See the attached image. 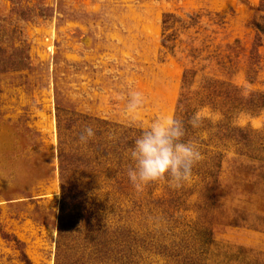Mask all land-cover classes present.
I'll use <instances>...</instances> for the list:
<instances>
[{"label":"rangeland","instance_id":"1","mask_svg":"<svg viewBox=\"0 0 264 264\" xmlns=\"http://www.w3.org/2000/svg\"><path fill=\"white\" fill-rule=\"evenodd\" d=\"M260 5L0 0V264H113L111 241L122 246L117 264H264ZM190 71L191 115L201 121L190 140L203 159L189 180L179 188L159 183L150 196L144 188L141 207L120 204L97 169L76 171L80 182L62 216L58 122L68 128L67 146L89 121L140 135L161 114L180 119ZM129 91L146 98L139 115L117 99ZM250 97L254 107L245 105ZM235 129L250 140L226 137ZM175 196L179 205L168 201ZM85 206L97 217L76 226Z\"/></svg>","mask_w":264,"mask_h":264},{"label":"trees","instance_id":"2","mask_svg":"<svg viewBox=\"0 0 264 264\" xmlns=\"http://www.w3.org/2000/svg\"><path fill=\"white\" fill-rule=\"evenodd\" d=\"M257 12L260 14L261 13L264 14V0H261V5L258 8ZM172 19H173L172 15L165 16L163 24L166 29L169 27ZM256 25H257L256 28L258 32L257 41L260 42L259 34L264 35V17L263 16L260 17V22H258ZM163 46L165 48L168 47L166 45V41L163 43ZM192 78H193V74L191 71L185 73L184 87H183L184 93L182 94V100L180 101L179 107H178V116L180 119L184 121V124H185V129H186L185 140L186 141L190 140V138L193 136V134L191 133L193 127L188 123L189 119L192 117L191 115L192 114V104H193V101H195V99L193 98L194 94L190 91V88L192 87ZM257 99L262 100L264 102V96H259ZM252 101H255L253 97L246 99L245 100L246 107L247 106L254 107V104ZM263 108H264V103L262 105L257 106V109H263ZM84 122H87V121H84ZM87 126H91L95 130L94 138H92L91 140H89L88 143L85 144L79 141L78 139L79 136H78L74 140V142L77 143V145L74 147L73 145L67 146L66 141H67L68 128L64 127L60 121L58 122L59 142H60V147H61L60 180H61L62 190L65 195L64 202L62 205V216H65L67 203L70 201V198H72L71 196L73 194V185H75L74 187H76L78 186V182H80V181H78L77 183L74 182L75 180L74 176L76 175V171L81 172L84 169L90 170L89 173L91 174H96L95 169H97V174L99 175L104 174V179L107 181L109 188L112 187L111 189H113L114 192L121 194V196L117 200L121 202L120 204H123V205L137 204L142 207V204L145 202L144 201L145 199L141 198L143 191L142 192L136 191L133 188L132 184L130 183L127 177V174H126L127 168L130 164V160L127 156V150L134 144L135 139L139 136V134H137L138 132L125 129L119 126H115L108 122H100V121H89L87 122ZM230 131L227 132L228 135L226 137L233 138L236 136L235 135L236 133H239L241 134V142L245 143L248 140H250L247 134H245L241 130L235 129V130H230ZM192 172H194L193 169H192ZM163 182H167V180L151 183L147 185L146 187H144V188H147V191H146L148 192L147 196L151 195L150 190L155 188L157 184L163 183ZM204 185H206L207 188L209 187L207 183H205ZM115 187L117 188V190H115ZM204 190L206 189L203 188L201 192H203ZM135 191L137 193H135ZM208 193L205 196V198L207 199L210 197V194ZM200 198H202V196H200ZM180 200H181L180 197L175 196V197H171L168 201H170V203L179 205ZM157 201L161 203L165 202L162 197L160 199H157ZM93 211L94 209L92 208V206L91 207L85 206L84 209L81 210L78 213V215L73 219L74 224L78 226L77 221L83 218L85 219L88 217L92 219V216L97 217L96 215L92 214ZM93 223H95L94 220H93ZM66 226L67 225L65 224L62 225L60 229L61 233L65 232ZM111 229L115 230L116 234H119L120 231L124 230L123 227L122 228L116 227L115 229L114 227H112ZM208 243H210V241ZM111 244H112V248L109 250L111 253L114 254L111 258L112 263L117 264L119 261L118 256L120 255V252L118 253V250H120L119 248H121L122 246L121 244H118V242H113V241H111L110 245ZM57 264H59V260Z\"/></svg>","mask_w":264,"mask_h":264},{"label":"clouds","instance_id":"3","mask_svg":"<svg viewBox=\"0 0 264 264\" xmlns=\"http://www.w3.org/2000/svg\"><path fill=\"white\" fill-rule=\"evenodd\" d=\"M125 112L129 115H139L146 98L140 91H129ZM193 127L200 126L199 114H194L188 121ZM95 130L86 126L79 134L81 143H88L94 138ZM186 129L184 121L173 114H161L144 129L127 150L130 164L126 174L136 191H142L151 183L165 181L174 188H179L188 181L193 167L202 159L198 145L185 140Z\"/></svg>","mask_w":264,"mask_h":264}]
</instances>
